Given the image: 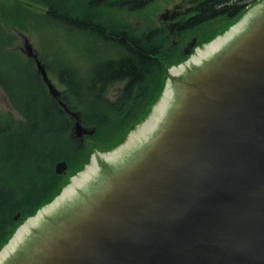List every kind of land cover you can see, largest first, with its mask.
Masks as SVG:
<instances>
[{"label": "water", "instance_id": "water-1", "mask_svg": "<svg viewBox=\"0 0 264 264\" xmlns=\"http://www.w3.org/2000/svg\"><path fill=\"white\" fill-rule=\"evenodd\" d=\"M257 8L256 21L228 51L179 75L158 130L125 151L131 158L112 164L101 158L107 170L98 195L78 210L77 197L35 236L29 230L10 258L23 249L17 264H264V0L249 13ZM24 51L50 94L74 117L76 137L92 134L60 100L26 37ZM166 73L152 112L126 141L162 102L175 77ZM102 154L108 152H94L91 161ZM55 170L63 173L65 161ZM69 184L19 225L0 253ZM34 237L37 244L22 247Z\"/></svg>", "mask_w": 264, "mask_h": 264}, {"label": "trees", "instance_id": "trees-1", "mask_svg": "<svg viewBox=\"0 0 264 264\" xmlns=\"http://www.w3.org/2000/svg\"><path fill=\"white\" fill-rule=\"evenodd\" d=\"M42 1L54 7L47 14L62 27L73 25L77 30L98 34L114 50L112 56L88 60L83 68L68 64L59 72L68 84L64 100L70 109L77 110L82 124L100 134L107 128L122 129L141 121L150 109L148 102L159 96L166 79L165 67L179 60L171 59L169 52L173 51L164 46V35L156 31L132 33L93 19L84 22L80 16L70 19L64 7L55 9L62 0ZM4 69L0 68V86L18 117L0 114V248L20 219L34 214L58 193L62 175L54 171L53 163L62 157L69 165L81 159L80 168L89 158L83 154V143L73 149L69 131L74 119L47 92L40 74L33 72L34 84L25 87L3 78ZM116 82L124 83L117 99L105 98V87ZM18 212L19 220H15Z\"/></svg>", "mask_w": 264, "mask_h": 264}, {"label": "rangeland", "instance_id": "rangeland-1", "mask_svg": "<svg viewBox=\"0 0 264 264\" xmlns=\"http://www.w3.org/2000/svg\"><path fill=\"white\" fill-rule=\"evenodd\" d=\"M25 1L31 5H27ZM62 1L63 4H55V9H61V7H64L66 13H68L67 16L70 17V19L80 16V20H83L84 22L93 19V21H99L101 24L110 23L116 27L119 26L128 29L132 33L156 31L158 35L163 34L165 39L163 42L164 46L171 50V52L173 51L171 54L168 50L171 59H175V57L179 58V60L174 62L171 61L169 65H167L169 68L178 66L180 61L183 59V57L181 58L179 56V52L176 50L177 46L174 42L180 46L182 43H185V41H191L192 38H196V43L194 45L196 47L195 51L197 48L204 49V46L207 43L214 40L217 36L224 35L227 31H229V27L238 21V18L231 19V21H210L197 27L188 28L181 33H170L167 27L156 22L152 18V12H156L162 7L163 3L160 1L148 6L142 12L135 10L134 8L129 9L127 5L118 6L117 4H112V2L115 0ZM257 1L258 0H254V2ZM16 7H19L20 9H15ZM52 8L54 9L53 6L51 7V5L45 4L42 0H0V44L3 42L2 48L0 49V68H5V75L3 78L7 77L8 82L25 87H32L29 84H34L32 80V74L33 72L37 71V69L35 61L24 51V37H26L32 44V47L37 53L38 58L45 66L48 77L58 89V91L62 93V97H60V94L58 97L64 100V97L68 93V84L65 83L64 78H61L59 72L61 70H66L68 64H74L79 68H83L84 65H88V60L91 59V61H95L97 58L103 57L105 55L112 56L114 50L113 47L108 42L104 41L103 37L99 36L98 34L77 30L71 24L69 29L62 27L58 20L52 19L47 14V10ZM17 10H19L18 13ZM142 14L148 15L150 19L149 24L144 19ZM195 51L192 52L194 53ZM167 67L165 68L167 69ZM87 68L88 66L85 69ZM166 80L167 78L161 87V91L157 99H154L155 101L152 100L148 102L147 109H150L148 110L146 116L143 117L141 121L134 123V125L131 127L123 126L122 129L117 130H111L107 128L101 130L100 134H94L93 132V136H84L82 141L79 137H76L75 133L70 134L72 139H74L73 149L77 148L83 143L85 145L83 154L88 155L89 158L87 162H85L80 168H78V166L81 165V159L72 161V163L69 165L65 156V158H59L53 163V169L55 172L57 163L60 161H65L66 163V170L63 173L56 172L62 175L61 179L59 180L61 187L56 195L60 194L62 189L70 183V178L72 176L77 175L78 172L84 170L86 166L91 163V156L95 151L101 153L109 152L114 147L116 148L126 141L130 132L134 130L136 126L142 124L152 112V107L159 100L165 87ZM123 84V82H116L107 85L105 90L102 92L103 96L115 101L117 99L119 89ZM81 86H84V84H81ZM47 92L49 93V90H47ZM64 103L66 106H68L65 100ZM71 110L77 111L76 109L72 108ZM0 114L2 116L18 117V113L10 105L8 96L1 86ZM83 126L88 129H92V127L89 125ZM56 195L54 197H56ZM29 216L19 220L20 212L16 213L14 219H18L19 222L14 228V232L16 228L21 225Z\"/></svg>", "mask_w": 264, "mask_h": 264}, {"label": "bare ground", "instance_id": "bare-ground-1", "mask_svg": "<svg viewBox=\"0 0 264 264\" xmlns=\"http://www.w3.org/2000/svg\"><path fill=\"white\" fill-rule=\"evenodd\" d=\"M257 18L258 8L254 9L252 14L247 13L242 19H240L238 24L240 27H235L231 35L229 34L219 37L212 43L207 44L204 49H198L197 54H194L188 60L182 62L179 66L167 68L169 76L175 77H172L173 79L170 80L162 102L158 107H156L155 113L150 117V119L146 121V123H144L143 126H141L138 130L134 131V133H131L128 140L119 148L116 147L117 149L115 151H109L108 154L104 155H93V160L91 163L86 166L80 175H75L72 179V182L64 189L60 200L55 202V204L52 206L46 208L43 212H39L36 217L30 219L28 223L22 226L21 230L11 241V243L0 253V264H4L10 258V253L16 249L18 242L22 241L21 239L23 235L28 233L29 230L33 229L32 231L34 232L37 230L34 233L35 236L49 223L48 221H52L80 195L79 190L84 191L94 183H92V181L98 177L100 172L99 162L101 161V158L102 160L107 161L109 164H112V162H115L116 160H122L123 162L131 158V154H125V151L141 145L144 143L145 139L149 137V133L158 130L156 129L157 123H159V120L161 121V117L165 114V111H168L171 103L170 93L172 90H175V85L172 81L178 80L180 74L194 68V66L196 67L200 65L214 58L216 54L226 50L228 47L230 48L232 44L239 40L233 41V39L235 40L238 37L241 38L244 35L243 33H246L250 29ZM231 42L232 44H230Z\"/></svg>", "mask_w": 264, "mask_h": 264}, {"label": "flooded vegetation", "instance_id": "flooded-vegetation-1", "mask_svg": "<svg viewBox=\"0 0 264 264\" xmlns=\"http://www.w3.org/2000/svg\"><path fill=\"white\" fill-rule=\"evenodd\" d=\"M158 1L163 3L162 7L158 11L152 12V18L156 22L167 27L170 33H181L188 28L197 27L210 21H231V19L235 18L240 20L256 4L254 0H115L112 4H117L118 6L127 5L129 9L134 8L135 10L142 12L145 8L157 3ZM262 1L263 0H258L257 2ZM142 15L149 24L150 19L148 15ZM174 43L177 46L176 50H178L179 56L181 58L183 57V60L189 59L192 56V51H195L196 48L194 46L196 38H192L191 41H185V43H182L180 46L176 42ZM206 63L207 62L204 64ZM183 77L184 76H182L181 79ZM172 82L175 85L176 90L178 86H180V82L177 80H173ZM60 97H62L61 92ZM55 100L57 101L56 98ZM60 100L64 101L62 98ZM69 133H75V131L71 130ZM106 170L107 168L103 164L100 165L99 175L92 181V183H94L89 186L86 191L79 190L80 195L78 196L79 198L74 201V209H80L84 202L90 199L89 197H96V194L98 195L102 184L106 180ZM48 222L51 223L52 221ZM33 244H37V237L29 238L22 247L27 245L28 248H32L30 245ZM18 251V254L12 255L11 258H9V260H7L4 264H17L18 262L23 261L25 257L23 255V249H19Z\"/></svg>", "mask_w": 264, "mask_h": 264}]
</instances>
